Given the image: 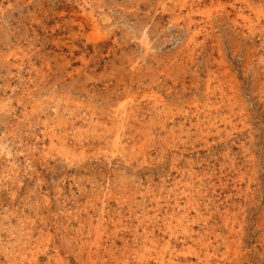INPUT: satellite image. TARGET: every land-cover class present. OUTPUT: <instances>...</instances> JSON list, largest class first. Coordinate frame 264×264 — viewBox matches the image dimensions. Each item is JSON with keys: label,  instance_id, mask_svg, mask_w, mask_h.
I'll return each mask as SVG.
<instances>
[{"label": "rangeland", "instance_id": "obj_1", "mask_svg": "<svg viewBox=\"0 0 264 264\" xmlns=\"http://www.w3.org/2000/svg\"><path fill=\"white\" fill-rule=\"evenodd\" d=\"M263 7L0 0V264H264Z\"/></svg>", "mask_w": 264, "mask_h": 264}, {"label": "bare ground", "instance_id": "obj_2", "mask_svg": "<svg viewBox=\"0 0 264 264\" xmlns=\"http://www.w3.org/2000/svg\"><path fill=\"white\" fill-rule=\"evenodd\" d=\"M237 1H238V0H237ZM235 2H236V1H235ZM161 3H162V2H161ZM231 3H232V2H231ZM231 3H230V4H231ZM239 3H240V2H239ZM244 3H245V2H244ZM184 4H185V3H184ZM182 5H183V4H182ZM247 6H251V5H248V3H247ZM234 7H235V6H234ZM245 7H246V6H245ZM251 7H252V6H251ZM237 8H238V7H237ZM263 8H264V7H263ZM235 9H236V8H235ZM261 11H262V10H261ZM236 12H237V11H236ZM261 13H262V12H261ZM261 13H260V14H261ZM187 14H188V13H187ZM226 14H227V13H226ZM239 14H240V13H239ZM258 14H259V13H258ZM262 14H263V13H262ZM184 15H185V14H184ZM240 15H241V14H240ZM177 17H178V16H177ZM181 17H182V16H181ZM263 19H264V18H263ZM174 20H175V19H174ZM184 20H186V19H184ZM210 20H211V19H210ZM176 21H177V20H176ZM179 21H180V20H179ZM188 22H189V21H188ZM188 22H187V23H188ZM193 22H194V21H193ZM208 23H209V21H208ZM198 24H199V23H198ZM191 26H192V25H191ZM194 27H195V26H194ZM186 28H187V26H186ZM186 28H185V29H186ZM197 28H198V27H197ZM186 30H187V29H186ZM198 30H199V29H198ZM187 31H188V30H187ZM191 31H192V30H191ZM196 32H197V30H196ZM189 33H190V32H189ZM191 34H192V33H191ZM191 34H190V35H191ZM193 34H195V33H193ZM190 39H191V38H190ZM191 41H193V40L191 39ZM191 41H190V42H191ZM132 62H133V61H132ZM133 67H134V66H133ZM220 79H221V78H220ZM215 80H216V79H215ZM224 83H226V82H224ZM222 84H223V83H222ZM228 84H229V83H228ZM225 86H226V85H225ZM223 88H224V87H223ZM223 88H222V89H223ZM229 88H231V87H229ZM232 90H233V89H232ZM233 91H234V90H233ZM233 91H232V92H233ZM212 92H213V91H212ZM210 93H211V92H210ZM215 94H216V93H215ZM218 94H219V93H218ZM216 95H217V94H216ZM218 96H219V95H218ZM228 97H229V96H228ZM233 97H234V96H233ZM214 98H215V97H214ZM221 98H222V97H221ZM226 98H227V97H226ZM235 99H236V98H235ZM215 101H216V100H215ZM233 101H234V100H233ZM235 103H236V102H235ZM233 105H234V104H233ZM222 106H224V105H222ZM226 106H227V105H226ZM228 106H229V104H228ZM230 106H231V105H230ZM230 106H229V107H230ZM218 107H220V106H218ZM236 107H237V106H236ZM120 108H121V107H120ZM237 110H238V109H237ZM237 110H236V111H237ZM115 111H116V110H115ZM216 111H217V110H216ZM239 111H240V110H239ZM236 113H237V112H236ZM122 120H123V119H122ZM124 121H125V120H124ZM127 125H128V124H127ZM159 126H160V125H159ZM117 127H118V126H117ZM125 127H126V126H125ZM119 128H120V127H119ZM129 128H130V127H129ZM162 128H163V127H162ZM113 129H114V128H113ZM127 129H128V128H127ZM119 130H120V129H118V131H119ZM132 130H133V128H132ZM134 130H135V129H134ZM116 131H117V130H116ZM128 131H130V130H128ZM121 132H122V130H121ZM125 132H126V131H125ZM131 133H132V131H131ZM122 134H123V133H122ZM114 135H115V134H114ZM128 135H129V134H128ZM149 135H150V133H149ZM119 136H120V135H119ZM129 136H130V135H129ZM147 136H148V135H147ZM150 136H151V135H150ZM120 137L122 138V136H120ZM116 138H117V137H116ZM127 139H128V138H127ZM125 140H126V136H125ZM115 142H116V141H115ZM115 142H114V143H115ZM116 144H117V143H116ZM122 146H123V145H122ZM119 147H121V146H119ZM185 229H186V227H185ZM154 246H155V245H154ZM157 247H158V246H157ZM145 248H146V247H145ZM153 249H154V248H153ZM156 249H157V248H156ZM156 249H154V250H156ZM163 249H164V248H163ZM139 250H140V249H139ZM130 251H131V250H130ZM133 251H134V250H133ZM152 251H153V250H152ZM155 252H156V251H155ZM130 253H131V252H130ZM152 253H153V252H152ZM163 253H164V251H163ZM150 255H151V254H150ZM152 255H153V254H152ZM155 255H156V254H155ZM159 255H160V253H159ZM159 255H158V256H159ZM162 255H163V254H162ZM207 255H208V254H207ZM139 256H140V255H139ZM153 256H154V255H153ZM140 257H141V256H140ZM143 257H144V256H143ZM155 258H157V257H155ZM158 259H159V258H158ZM161 260H162V259H161ZM163 260H164V259H163ZM156 261H157V260H156ZM160 262H161V261H160ZM160 264H161V263H160ZM162 264H163V263H162ZM166 264H167V263H166Z\"/></svg>", "mask_w": 264, "mask_h": 264}]
</instances>
